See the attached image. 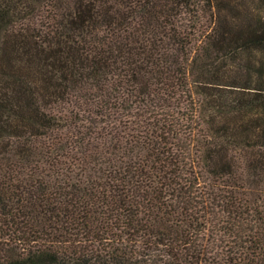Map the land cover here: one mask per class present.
<instances>
[{"label":"trees","instance_id":"obj_1","mask_svg":"<svg viewBox=\"0 0 264 264\" xmlns=\"http://www.w3.org/2000/svg\"><path fill=\"white\" fill-rule=\"evenodd\" d=\"M261 13L0 0V264H264Z\"/></svg>","mask_w":264,"mask_h":264},{"label":"rangeland","instance_id":"obj_2","mask_svg":"<svg viewBox=\"0 0 264 264\" xmlns=\"http://www.w3.org/2000/svg\"><path fill=\"white\" fill-rule=\"evenodd\" d=\"M248 4L250 5L251 9H254L255 5L260 6L261 12H262L261 15L264 16V1L263 0H248ZM242 56L245 60L248 59V65H249V61L250 62L253 61V54L250 52V50L243 51ZM257 59H259V61H263L264 59L263 50L259 52ZM248 79L254 80V76L252 75L251 77H248Z\"/></svg>","mask_w":264,"mask_h":264}]
</instances>
